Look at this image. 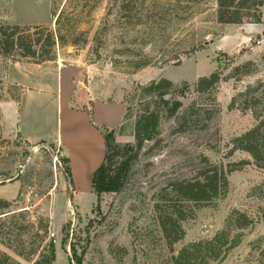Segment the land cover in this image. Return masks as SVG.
<instances>
[{"label":"rangeland","instance_id":"rangeland-1","mask_svg":"<svg viewBox=\"0 0 264 264\" xmlns=\"http://www.w3.org/2000/svg\"><path fill=\"white\" fill-rule=\"evenodd\" d=\"M84 2L0 0V25L55 31L52 15L62 12L67 25L62 33L83 32L85 44L56 47L54 55L85 64L87 75L100 87L98 100L111 98L129 108V117L115 132L120 145L134 144L140 89L150 82L164 78L175 86H190L181 115L191 101H206L193 92L198 78L218 69L225 76L247 61L256 71L240 82L219 84L215 96L219 113L205 130L198 125L177 134L174 119L162 121L160 142L146 145L117 193L97 197L90 180L73 189L65 179L64 155L57 147L30 146L0 133V182H5L0 185V199L12 200L21 185L7 210L10 213L0 217V230L11 227L10 233L0 237V251L18 264H33L48 254L51 264H169L171 254L153 218L160 190L170 181L190 178L199 166V155L223 167L250 160L241 152L227 157L230 141L255 124L250 113L228 106L247 85L264 81V24H219L215 0H100L90 12ZM261 12L264 22V6ZM9 59L18 60L16 54ZM144 63L147 66L137 68ZM17 94L15 87L0 88V100ZM15 177L18 182H8ZM227 180L223 198L196 209L194 218L182 223L185 236L173 246V254L224 230L228 217L238 212L252 225L233 231L232 235H241L240 243L221 264H264V170L249 165ZM21 247L25 253L31 249L35 253L24 259L13 250Z\"/></svg>","mask_w":264,"mask_h":264},{"label":"trees","instance_id":"trees-1","mask_svg":"<svg viewBox=\"0 0 264 264\" xmlns=\"http://www.w3.org/2000/svg\"><path fill=\"white\" fill-rule=\"evenodd\" d=\"M99 1L85 0L84 4L89 7L88 12L96 8ZM215 1L216 21L219 24H264L261 12L264 0ZM121 8L123 9V6ZM52 16L55 19V31L41 26L0 25V57L9 59L16 54L18 61L28 60L40 64L55 59L56 47L67 45L75 47L86 43L83 32L68 31L65 34L61 32L67 26L64 23L62 12L57 15L54 13ZM261 60L264 63V55ZM142 66H147V64L144 63L137 68ZM255 71V65L247 61L233 67L225 76L218 69L208 76L198 78L193 85V92L198 97H205L206 101L204 103L191 101L181 115L179 112L183 108L182 100L186 98V92L190 91V86L187 83L175 86L171 81L160 78L142 87L140 89L142 99L138 103V114L133 125L134 144L120 145L115 141L116 131L105 130L103 132V161L90 177L95 195L100 197L103 194L117 193L122 188L141 151L146 148L148 143H153L155 146L160 142L158 139L160 136L159 127L162 121L174 119L176 127L173 131L177 134H185L198 125H201V129L205 130L219 113L215 97L219 84L227 80L240 82L242 78L254 74ZM228 108L238 110L243 114L250 113L255 124L230 141L231 146L227 157H231L235 152H241L248 155L250 160L228 163L223 167L213 164L207 157L199 155V166L190 178L175 179L160 190L153 206V218L164 246L171 254L169 264H221L228 253L240 243L241 235L237 233L232 235L233 231L243 230L252 225V220L244 213H232L226 221L224 230L216 233L210 239L189 243L173 254V246L185 236L182 223L193 219L196 209L210 206L215 200L223 198L227 194V177L231 173L239 172L249 165L264 170V81L247 85L243 91L231 98ZM128 117L129 108H126L124 118ZM121 128L122 126L119 130ZM64 163L66 165L64 168L65 179L71 185L67 158H64ZM4 184V182H0V185ZM11 206L12 201L0 199V217L8 216L10 211L7 210ZM4 228V232L0 230V237L3 233L11 232V227L4 226ZM47 229L48 224L42 226L44 235L47 233ZM13 250L16 255L24 259L35 253V249L25 253L22 247ZM261 256L264 257V250H262ZM43 259L45 260L42 261ZM51 261V255L48 254L33 264H51ZM0 264L18 263L0 251Z\"/></svg>","mask_w":264,"mask_h":264},{"label":"crops","instance_id":"crops-1","mask_svg":"<svg viewBox=\"0 0 264 264\" xmlns=\"http://www.w3.org/2000/svg\"><path fill=\"white\" fill-rule=\"evenodd\" d=\"M0 77V88L18 91L15 98L0 100L2 136L16 137L30 146L57 147L69 161L73 189L89 181L102 161L103 132L123 125L126 104L111 98L98 100L100 87L77 58L57 56L35 64L0 57ZM20 187L19 183L12 200Z\"/></svg>","mask_w":264,"mask_h":264},{"label":"water","instance_id":"water-1","mask_svg":"<svg viewBox=\"0 0 264 264\" xmlns=\"http://www.w3.org/2000/svg\"><path fill=\"white\" fill-rule=\"evenodd\" d=\"M206 45L208 44V43H205ZM17 179V177H15L14 179H12V180H9L8 182H12V181H14V180H16ZM5 183V182H4Z\"/></svg>","mask_w":264,"mask_h":264},{"label":"built area","instance_id":"built-area-1","mask_svg":"<svg viewBox=\"0 0 264 264\" xmlns=\"http://www.w3.org/2000/svg\"><path fill=\"white\" fill-rule=\"evenodd\" d=\"M51 237H53V235H51Z\"/></svg>","mask_w":264,"mask_h":264}]
</instances>
